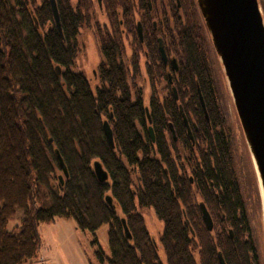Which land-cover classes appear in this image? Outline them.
Returning <instances> with one entry per match:
<instances>
[{
    "label": "trees",
    "instance_id": "obj_1",
    "mask_svg": "<svg viewBox=\"0 0 264 264\" xmlns=\"http://www.w3.org/2000/svg\"><path fill=\"white\" fill-rule=\"evenodd\" d=\"M55 1L62 38L49 0H0V264L35 258L41 246L39 226L57 217L74 219L80 230L91 233L109 225L111 256L105 260L100 252L102 263L163 264L138 207L153 209L163 223L167 264H219V253L226 264H262L218 103L215 53L195 1L183 0L182 16L169 0L174 7L170 49L180 66L178 101L173 94L164 100L157 95V81L166 76L156 46L146 39L148 106L143 92L133 94L130 88V75L135 79L140 73V59L135 54L126 66L122 33L124 28L125 36L132 37V48L141 46L133 40V1L143 10L146 0H104L110 27H96L103 59L96 95L86 77L73 71L80 30L93 21V2ZM259 1L264 14V0ZM179 105L192 127L194 146ZM105 121L112 127L114 148L105 138ZM56 149L68 172V177L61 175L63 182L57 176L62 171ZM95 161L108 173L106 183L97 179ZM107 195L115 209L107 205ZM200 202L211 215L212 231L204 224ZM18 211L20 226L10 232L8 223Z\"/></svg>",
    "mask_w": 264,
    "mask_h": 264
},
{
    "label": "rangeland",
    "instance_id": "obj_2",
    "mask_svg": "<svg viewBox=\"0 0 264 264\" xmlns=\"http://www.w3.org/2000/svg\"><path fill=\"white\" fill-rule=\"evenodd\" d=\"M72 5H75V0H70ZM175 4V0H172ZM93 10L91 17L93 18L90 27H86L80 30L78 36V55L76 57L73 71L76 73L83 74L89 82L91 90L96 95V90L101 86L98 69L100 64L103 62L100 46L99 36L96 27L102 29H109V20L103 8H100L97 0H92ZM134 3V13H140L138 7H136V1ZM38 4H40L38 2ZM169 0H161L156 6V12L154 16L162 19V13L169 7ZM138 9V10H137ZM155 11V10H154ZM143 14V13H142ZM183 15V11L180 12ZM137 20V16L134 17V21ZM169 30H174V24L171 20L169 24ZM164 28L163 33L169 37L170 31ZM172 34V33H171ZM174 35V34H173ZM125 44V64L129 65V61L132 58V54L135 48H132V37L123 36ZM177 40V39H176ZM177 42V41H176ZM170 43V41H169ZM214 52V51H213ZM215 53V52H214ZM176 57L175 54H172ZM216 56V54H215ZM213 56V75L216 82L218 103L222 114L226 120V125L229 130L233 156L235 160V173L238 177V181L241 186L243 196L247 201V208L249 213L250 222L254 227L252 229V237L256 242V245L260 251L261 263L264 264V222H263V208L258 192V186L256 176L254 173L250 154L244 139V135L238 120L236 110L233 104V100L228 88L227 80L224 76L223 68L218 61L217 56ZM147 64L144 57H140L139 67L140 73L134 79L133 74L129 77V85L133 92L136 94L137 91L143 92L144 104L149 105L151 97V81L145 70ZM157 95L161 100H164L169 94L171 95V88L166 79L158 80L156 84ZM185 156V151L180 149ZM185 158V157H184ZM186 159V158H185ZM187 163V165H186ZM187 166V173L190 176V163L185 161ZM61 172H57V176H61ZM135 175L133 177L134 181ZM135 180V187H136ZM258 192L259 200H256L255 194ZM137 213L140 214L144 220L147 230L150 233L153 241L158 246V252L160 260L163 264H167L166 257L161 246V236L163 232V223L158 220L153 209H141L138 207ZM118 214L121 216V212L118 210ZM22 220V213L16 212V215L8 223V230L12 232L16 227L20 226ZM39 234L41 237L40 250L35 258L27 260L23 264H108L107 261L102 263L100 261V252H103V256L106 259L110 258V248L108 245V231L109 225H103L95 233L88 231H82L78 228L74 219L71 218H55L50 223L41 224L39 226Z\"/></svg>",
    "mask_w": 264,
    "mask_h": 264
},
{
    "label": "water",
    "instance_id": "obj_3",
    "mask_svg": "<svg viewBox=\"0 0 264 264\" xmlns=\"http://www.w3.org/2000/svg\"><path fill=\"white\" fill-rule=\"evenodd\" d=\"M204 26L209 35L213 50L223 68L224 76L233 100L238 120L250 154L258 191L263 208L264 202V14L259 0H195ZM101 4V0H98ZM55 27L62 38L60 16L55 0H49ZM161 44V41H160ZM162 59L168 57L160 46ZM171 66L178 70L177 60H171ZM60 72V68L58 67ZM175 95V89H173ZM175 98L177 99L176 95ZM202 108L206 109L199 90ZM180 114L188 124L182 107ZM149 133L154 140L149 109L146 108ZM208 118V117H207ZM171 132L175 136L172 125ZM103 132L111 148H114L113 131L110 123H103ZM52 143V139L49 140ZM60 169L64 177H68L67 168L58 150H55ZM94 173L101 183L109 179L108 173L99 161L93 163ZM63 182V177L60 176ZM107 205L115 209L113 198L107 195ZM199 208L206 228L213 230V220L204 203ZM264 216V215H263ZM264 222V218H263ZM122 224L127 238L130 233L123 219ZM193 234V233H192ZM232 236V231H230ZM219 264H226L222 254H218Z\"/></svg>",
    "mask_w": 264,
    "mask_h": 264
},
{
    "label": "flooded vegetation",
    "instance_id": "obj_4",
    "mask_svg": "<svg viewBox=\"0 0 264 264\" xmlns=\"http://www.w3.org/2000/svg\"><path fill=\"white\" fill-rule=\"evenodd\" d=\"M159 1H161V0H146L145 1L146 8L144 7L143 10H140L139 6H137L138 9L140 10V13L142 12L143 14L137 13L135 15V13H134V16H137V20L135 21V25H134L133 40L134 41L137 40L141 44V46L140 47L138 46L137 48L134 49V51H136V52L135 53L133 52L132 57L135 54H137V56H139V59H140V57L143 56L147 62V64L145 65V70L147 72L146 67H147V65L150 66L151 62H150V52H149V49L147 48L146 39L151 40L154 43V45L156 46L157 54L159 55V59L162 63V66L164 67V73L166 76V80H167V82L171 88V92L174 96V99L176 101H178L177 87L175 85V81H176L177 76L179 75L180 66H179V62L177 60V57L172 55V52H171L172 50L170 49V43H169L170 40H168L169 38L167 37V35L165 33H163V30H164V28H166V29L169 28V24H170L172 17H173L174 9L176 11H178L179 14H180V12L184 11V3H183V0H175V4L173 3L175 8L171 4H169L168 5L169 9L168 10L165 9L163 11L162 19L159 18V20L157 22V19H155L157 16L156 15L154 16V12H156V9H155L156 6L155 5ZM97 3H98V0H97ZM195 3H196V1H195ZM98 5L100 8H103L104 0H101V4L98 3ZM120 24L122 25L123 22L121 21ZM168 31H169V29H168ZM124 32H125V30H124V28H122L123 36H125ZM160 41H161V44H160ZM160 46L163 47V49L166 53V56L168 57L167 63H165L162 59V55L160 52ZM172 59L177 60V65H178L177 71L174 70L173 67L171 66L170 62ZM138 62H140V60ZM173 89H175V95H176L177 99L175 98V95L173 93ZM199 90L200 89L198 88V93H199ZM180 106L181 105H179V107ZM187 122H188V124H185V122L183 120V124H184V126L186 128V132H187V137L192 142V145L194 146L195 145V139H194L192 127H191L188 119H187ZM193 127L195 128L194 129L195 131L198 130L194 124H193ZM170 129H171V127H170ZM173 138H174V141L177 140V138L175 136H173ZM152 142L153 143L155 142V134H154V140H152ZM190 179H191V182H193V178L190 177ZM200 203H202V202H200Z\"/></svg>",
    "mask_w": 264,
    "mask_h": 264
},
{
    "label": "bare ground",
    "instance_id": "obj_5",
    "mask_svg": "<svg viewBox=\"0 0 264 264\" xmlns=\"http://www.w3.org/2000/svg\"><path fill=\"white\" fill-rule=\"evenodd\" d=\"M263 215H264V202H263ZM263 218H264V216H263Z\"/></svg>",
    "mask_w": 264,
    "mask_h": 264
}]
</instances>
